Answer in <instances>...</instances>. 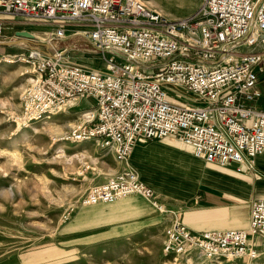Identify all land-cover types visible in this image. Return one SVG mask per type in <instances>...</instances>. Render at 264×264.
Returning a JSON list of instances; mask_svg holds the SVG:
<instances>
[{"label":"built area","instance_id":"1","mask_svg":"<svg viewBox=\"0 0 264 264\" xmlns=\"http://www.w3.org/2000/svg\"><path fill=\"white\" fill-rule=\"evenodd\" d=\"M198 1L195 13L171 20L146 0H0V18L54 28L24 57L35 76L21 94L18 121L30 126L86 99L88 117L64 141L94 139L121 163L137 145L167 139L207 164L251 170L264 156V0ZM69 28L90 43L96 62L57 47ZM134 195L161 210L131 167L93 185L78 203ZM164 239V256L175 262L195 252L233 262L256 258L258 241L264 243V197L251 202L248 229L197 234L175 222Z\"/></svg>","mask_w":264,"mask_h":264},{"label":"rangeland","instance_id":"2","mask_svg":"<svg viewBox=\"0 0 264 264\" xmlns=\"http://www.w3.org/2000/svg\"><path fill=\"white\" fill-rule=\"evenodd\" d=\"M146 3L171 20L186 18L200 6L198 0ZM0 19L5 21L4 37L0 39V264H264L262 241H258L259 255L250 260L233 262L196 252L177 262L166 258V228L153 222L146 224L164 211L141 196L127 198H137L144 205L145 217L137 216L136 212L141 211L138 206L137 210L103 209L114 204L80 206V198L93 185L123 170L121 163L94 139L64 141L72 127L84 122L82 114L91 107L85 99L30 126L18 121L21 94L35 76L33 65L25 58L35 42L43 46L54 28L17 16ZM75 30L78 29L69 28L66 39L57 47L70 48L71 58L77 61L96 62L92 46ZM22 31L35 38L17 35ZM51 122L62 128V135L49 133L47 123ZM240 172L250 175L256 183L264 181V163ZM131 212L138 219H121L133 216ZM125 222L136 223V229L125 228Z\"/></svg>","mask_w":264,"mask_h":264},{"label":"crops","instance_id":"3","mask_svg":"<svg viewBox=\"0 0 264 264\" xmlns=\"http://www.w3.org/2000/svg\"><path fill=\"white\" fill-rule=\"evenodd\" d=\"M262 163L264 156L257 157L256 164L261 166ZM121 167L134 168L141 180L152 188L154 200L165 211L161 216L148 219L146 224L153 222V225L162 229L175 222L182 223L197 234L248 229L250 204L254 199L264 197V181L256 183L250 175L237 171L236 164L228 167L207 164L189 150L167 139L137 145L130 158L121 162ZM112 204L103 209L113 207L123 210L133 207L137 210L138 206L141 211L136 212L137 216L147 215L144 205L137 198ZM136 213H129L133 215L131 217L114 219L132 221L138 219L134 216ZM125 223L127 229L137 227L136 223Z\"/></svg>","mask_w":264,"mask_h":264},{"label":"bare ground","instance_id":"4","mask_svg":"<svg viewBox=\"0 0 264 264\" xmlns=\"http://www.w3.org/2000/svg\"><path fill=\"white\" fill-rule=\"evenodd\" d=\"M9 43H12L13 44V42H9ZM22 60H23V58H21ZM20 59V60H21ZM14 61V60H13ZM88 112H84L83 114H82V121H84L87 117H88ZM79 125H77V126H74V127H72V128H75V127H78ZM45 130V129H44ZM47 130L49 131V133L50 134H52V135H62V128L59 126V125H57V124H55V123H47ZM66 134V133H65ZM127 199H132V198H127ZM161 210H163V211H165V208L162 206L161 207Z\"/></svg>","mask_w":264,"mask_h":264},{"label":"water","instance_id":"5","mask_svg":"<svg viewBox=\"0 0 264 264\" xmlns=\"http://www.w3.org/2000/svg\"><path fill=\"white\" fill-rule=\"evenodd\" d=\"M17 35H19V36H27V37H31V38L34 37L33 34H31V33H29V32H25V31L18 32Z\"/></svg>","mask_w":264,"mask_h":264}]
</instances>
